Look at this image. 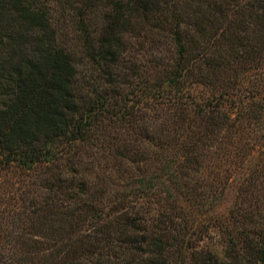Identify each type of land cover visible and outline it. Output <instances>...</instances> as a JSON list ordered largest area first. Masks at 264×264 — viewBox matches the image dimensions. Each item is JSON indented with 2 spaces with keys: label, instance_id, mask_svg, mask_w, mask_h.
<instances>
[{
  "label": "trees",
  "instance_id": "16d2710c",
  "mask_svg": "<svg viewBox=\"0 0 264 264\" xmlns=\"http://www.w3.org/2000/svg\"><path fill=\"white\" fill-rule=\"evenodd\" d=\"M79 1L96 96L77 93L45 0H0V168L49 192L28 218L45 239L20 237L11 264H222L198 247L201 215L230 264H264V0ZM140 69L135 99L107 92Z\"/></svg>",
  "mask_w": 264,
  "mask_h": 264
},
{
  "label": "rangeland",
  "instance_id": "374dc122",
  "mask_svg": "<svg viewBox=\"0 0 264 264\" xmlns=\"http://www.w3.org/2000/svg\"><path fill=\"white\" fill-rule=\"evenodd\" d=\"M45 3L51 16L52 27L56 30L58 44L64 46L75 58L78 74L74 83L77 93L81 95L88 93L95 96L98 93H102L104 80L97 76L99 72L97 67L88 61L86 57L79 59L82 39L81 37L78 38L79 29L76 28L73 19L67 14L74 6L80 4V1L45 0ZM91 18H94V26H98V16L93 15ZM144 59L143 51L135 57L138 64H143L145 62ZM140 73L139 78H127L118 87L113 85L107 87V92L110 95H130V98L132 97L133 99L132 91L142 84L144 76L142 69H140ZM132 99L128 102L129 104L133 101ZM42 177L46 178L47 175L40 176L38 173L34 174L32 171H26L22 167L15 165L0 168V264H11V259L14 260L17 256H22L26 253L20 244V237L30 238L35 235L40 237L38 239H45V237L40 236L43 233H38L34 227H30L28 219L31 216L29 211L32 208L31 204L40 203L41 200L43 201L47 196L49 197L48 190L40 185ZM241 180V174L233 176L225 199L219 207L220 212H226L227 208L231 206L235 189ZM135 206L137 208L138 206L146 205L140 200L138 203L136 202ZM199 220L209 224V226L204 231L198 247L203 251L213 253L222 264H230L231 262L226 254L227 245L219 228L215 223H209L206 215H201Z\"/></svg>",
  "mask_w": 264,
  "mask_h": 264
}]
</instances>
